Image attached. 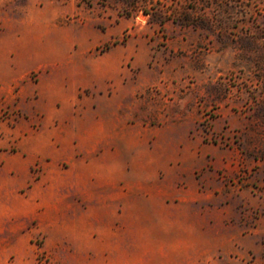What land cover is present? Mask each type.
<instances>
[{"label":"rangeland","instance_id":"374dc122","mask_svg":"<svg viewBox=\"0 0 264 264\" xmlns=\"http://www.w3.org/2000/svg\"><path fill=\"white\" fill-rule=\"evenodd\" d=\"M0 264H264V0H0Z\"/></svg>","mask_w":264,"mask_h":264},{"label":"crops","instance_id":"0c3cea01","mask_svg":"<svg viewBox=\"0 0 264 264\" xmlns=\"http://www.w3.org/2000/svg\"><path fill=\"white\" fill-rule=\"evenodd\" d=\"M32 50L33 49L31 48H24V49L19 50L20 51V54H19V64L20 65H27L32 62V58L30 56V52Z\"/></svg>","mask_w":264,"mask_h":264}]
</instances>
